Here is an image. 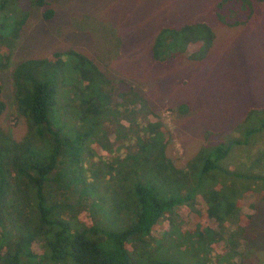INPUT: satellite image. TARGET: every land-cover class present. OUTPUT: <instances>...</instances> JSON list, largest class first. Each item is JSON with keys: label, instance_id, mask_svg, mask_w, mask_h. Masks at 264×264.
Here are the masks:
<instances>
[{"label": "rangeland", "instance_id": "obj_1", "mask_svg": "<svg viewBox=\"0 0 264 264\" xmlns=\"http://www.w3.org/2000/svg\"><path fill=\"white\" fill-rule=\"evenodd\" d=\"M48 1L54 11L48 21L41 18L40 9L29 7L27 0L18 1L26 21L13 50L12 65L72 48L93 60L116 83L117 90L105 92L109 103L105 120L91 118L83 126L89 141L97 142L95 154L103 155L100 150L106 153L82 162L85 181L93 183L91 172L105 169L106 164L114 176L107 189L97 186L101 196L107 195L115 203L123 201L124 192L114 185L116 172L146 141L154 142L150 148L161 149L171 162L177 159L178 168L185 171L192 160L205 157L214 147H228L218 161L219 170L200 174V158L195 162L198 173L189 169V178L180 187L172 174L165 181L156 177V183L152 173L142 175L140 164L134 165L130 186L137 181L153 183L162 200L173 198L176 203L141 243L129 245L127 253L132 260L136 264L151 260L264 264V159L259 157L264 150V113L248 115L249 109L264 107V2L255 4L246 23L230 26L225 22L239 15L237 3L228 0L218 12L224 21L214 14L221 0ZM199 20L212 26L215 34L202 57L189 58L188 48L164 60H151L149 47L161 27ZM9 72H0V99L5 104L0 127L19 139L25 123L13 108ZM180 104L185 112H179ZM157 122L169 134L164 146L158 137L122 136L123 128L134 132ZM260 124V130L247 134ZM95 194L94 188L91 196L87 195L88 202H97L100 196ZM212 210L215 215L201 218V213ZM227 210L230 215L218 219ZM78 214L88 222L84 211ZM105 215L100 224L104 231H121L127 223V214L111 211ZM141 251L143 256H139Z\"/></svg>", "mask_w": 264, "mask_h": 264}, {"label": "trees", "instance_id": "obj_2", "mask_svg": "<svg viewBox=\"0 0 264 264\" xmlns=\"http://www.w3.org/2000/svg\"><path fill=\"white\" fill-rule=\"evenodd\" d=\"M18 1L0 0V72L10 71L13 108L25 123L19 139L11 138L0 127V264H136L127 253L129 245L141 243L156 221L176 202L173 198L162 200L153 183L137 181L130 186L128 179L134 165L140 164L142 175L152 173L156 183V177L165 181L172 174L180 187L186 184L189 169L198 173L195 162L200 158L203 159L200 174L219 170L218 161L225 157L228 147H214L205 157L192 160L185 171L178 168L177 159L171 162L161 149L157 152L150 148L154 142L146 141L136 154L138 161L136 156L128 158L126 165L116 172L114 185L121 194L124 192L123 201L115 203L113 198L101 196L97 186L108 188L114 176L105 163V169L95 168L91 172L93 183L85 181L82 162L86 157H102L106 153L100 150L103 155L95 154L97 142L89 141L83 126L91 118L105 120L109 108L105 92L117 90L116 83L93 60L72 48L25 58L12 65L13 50L26 21V13ZM27 1L29 7L40 9L43 20L48 21L54 15L48 0ZM225 1L215 5L214 14L221 21L224 20L218 12ZM228 1L237 3L235 10L239 15L234 21L225 22L230 26L246 23L254 13L255 4L264 2ZM214 40L213 27L204 20L177 27L163 26L152 39L150 57L153 62L164 60L189 48L188 57L199 58ZM178 108L179 112L186 110L183 104ZM4 109L0 99V115ZM253 112L264 113V107L251 108L248 115ZM261 126L247 134L260 130ZM123 129L125 138L158 137L159 143L163 141L160 146H164L169 136L160 122L146 123L134 132ZM259 157L264 159V150ZM94 188V197L97 194L100 197L96 203L88 202L87 195L91 196ZM81 210L88 222L79 216ZM111 211L114 215L127 214V223L121 231L101 229L105 214ZM208 214L216 213L206 211V215L200 216L205 218ZM229 215L227 210L218 219ZM143 255L141 251L139 256ZM146 264L178 263L151 260Z\"/></svg>", "mask_w": 264, "mask_h": 264}]
</instances>
